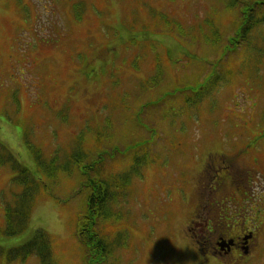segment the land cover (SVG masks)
Wrapping results in <instances>:
<instances>
[{"label":"rangeland","instance_id":"obj_1","mask_svg":"<svg viewBox=\"0 0 264 264\" xmlns=\"http://www.w3.org/2000/svg\"><path fill=\"white\" fill-rule=\"evenodd\" d=\"M213 1L0 0V161L12 156L33 171H37L36 149L47 162L55 152L63 158L77 135L102 127V118L113 119L119 138L113 143L121 150L128 141L143 136L127 126L120 114L126 106L133 113L145 99L133 91L156 70L154 40L172 52L175 63H164L166 74L182 81L196 76L201 80L209 72L201 60L213 61L216 55L226 58L230 82L215 89L201 111H192L191 118H176V137L163 131L156 111L144 115L143 122L160 138L138 173L125 168V172L132 169V181L119 190L122 198L115 202L121 217L115 216L102 227L113 245L120 227L128 233L124 245L119 242L115 248L112 258L120 261L113 264H264V131L260 129L264 127V61L249 58L241 66L248 75H241L235 64L244 60L236 57L242 52L223 56L222 47L216 54L205 46L199 51L192 43L191 54L165 32L161 18L152 14H170L189 26ZM236 22L234 17L218 19L219 39H225L222 46L233 36ZM183 52L192 57L191 63L179 62ZM181 64L186 65L183 70H189L183 71ZM144 86L142 83L141 88ZM126 89L134 96L128 105ZM202 156L210 158L211 165L225 167L221 178L226 180L234 169L235 174H248L244 183L250 181L249 194L235 192L228 181L220 179L214 192L201 195L197 186L200 164H206L200 163ZM122 169L114 165L115 171ZM16 174L10 164L0 165V264H83V246L76 233L77 223L83 219L79 216H87L88 210L86 200L70 198L75 189L72 182L52 187L60 201L44 195L38 198L25 231L14 237L3 233L5 206L23 187L14 183ZM211 176L209 170L203 177L204 189L207 180L212 182ZM212 184L217 187V182ZM63 200L67 201L63 204ZM199 203L201 216L210 213L211 205L217 216L229 212L231 217L240 214L247 221L254 218L250 222L259 228V242L250 253L236 254L229 261L210 258L206 252L197 254L185 225L198 215ZM40 231L50 238V260L43 263L40 254L25 260L14 257L16 249ZM223 242L228 243L227 237ZM44 246L39 237V252H45ZM112 258L107 260L109 264Z\"/></svg>","mask_w":264,"mask_h":264},{"label":"trees","instance_id":"obj_2","mask_svg":"<svg viewBox=\"0 0 264 264\" xmlns=\"http://www.w3.org/2000/svg\"><path fill=\"white\" fill-rule=\"evenodd\" d=\"M152 14L161 18L160 22L165 26V32L173 36L187 50H190L192 43H196V47L202 52L205 50L203 46L216 51V54L222 47L223 56L242 52L236 57H243L244 60H239L235 64L241 75L246 72L241 66L249 58L254 57V59L264 61V0H214L207 8L206 13L201 16L197 15L196 20L198 21L189 26L174 19L170 14L159 13L155 15L153 12ZM225 15L227 17H224ZM232 17L237 19L233 36L227 38L226 46H222L225 39H219L218 19L227 20ZM153 43L156 47L155 53H157L155 59L156 72L150 79L142 82L147 86L141 88V83L133 91L137 96L145 97V99L133 113H129L126 106L120 114L121 117H125L127 126L134 127L142 132L143 136L128 141L124 145V150H121L118 145L113 143L119 140L114 133L116 128L113 119L103 121L102 118V127L83 131L77 135L74 145L64 153L63 158L56 154L50 162H47L40 151L36 149L34 153L37 171L25 167L12 156H8L4 163H9L17 173L16 177L13 178L14 183L21 184L23 187L21 192L15 193L13 200L5 206L3 217L6 227L3 233L14 237L25 231L38 198L44 195L60 201L59 195L53 194L52 187L55 186L56 188L62 183L72 182L75 189L70 198L87 196L85 203L88 214L85 217L81 216L83 219L77 223V234L81 245L84 247L83 264H109L107 260L114 256L115 248L120 244L119 242L122 243V246L124 245L123 241H125L128 233L120 227L121 234L116 237L113 245L109 240L107 241L106 231L104 232L102 227L106 223L109 224L115 216H119L115 206L116 199L122 198L119 190L126 188L132 181V169L128 172H123V169L115 171L114 165H120L124 168L130 166V162L133 161L130 168L138 173L139 165L147 163V157L155 152L156 148L154 147L157 144V139L160 138L151 126L143 122L144 115L147 112L156 111L157 121L162 126L163 131H168L169 134L176 137L178 127L172 133L167 128L175 127L171 121L185 115L191 118L192 111H200L203 102L209 99L215 89L222 87L225 82H230L229 79H226L229 73L224 65L226 58L220 55L218 57L216 55L213 61L208 59L200 61L201 65L205 64L209 67V72L204 73L201 80H198L197 76L185 81L178 77L171 78L172 75L166 74L167 70H165L164 63H175V61L172 62V52L158 40H154ZM145 50L150 49L146 48ZM189 52L191 53V51ZM182 60L190 62L192 57L183 52L179 62ZM190 63L186 65L188 66ZM181 65L183 70L186 65ZM182 70L179 74L188 71L189 68ZM262 81H264V74ZM140 89H143L142 92ZM133 92L128 93V90L126 91L127 105L128 101L134 97ZM120 116L119 121L122 120ZM130 119H133L132 122ZM262 121H264V114ZM260 129L264 131L263 126ZM105 136L107 140H103ZM66 201L63 200V204ZM39 237L44 240L45 252H39V247H37ZM36 254L42 256L43 263L50 260V256H52L51 241L44 231L37 232L25 246L16 249L14 257L20 256L25 259L32 255L36 256ZM112 260L110 264L118 263L115 258Z\"/></svg>","mask_w":264,"mask_h":264},{"label":"flooded vegetation","instance_id":"obj_3","mask_svg":"<svg viewBox=\"0 0 264 264\" xmlns=\"http://www.w3.org/2000/svg\"><path fill=\"white\" fill-rule=\"evenodd\" d=\"M219 165L222 166L221 164ZM214 167H218V165H211V163L208 162L206 165L201 167L198 172L199 181L197 190L203 196L210 195L212 192H214L220 185V179L226 180L224 177L215 179L216 176L212 173V168ZM209 170L211 175H213L210 177V181L217 182V187H215L212 182L207 180L205 185L206 188L204 189L201 186L203 185L202 179L203 177H206V175H209ZM230 175V179L226 181L232 185L233 190L235 192L238 191L239 193H241V191H245L246 195L249 194L247 193V191H249V187L247 185H250V181L244 183L245 176L243 174H235V169ZM200 206L201 205L199 203L196 207V212L198 215L193 216V219H191L185 225L186 233L192 235L191 239L194 240L195 244L197 245V249L200 251V254L206 252L205 256L210 258L214 257L217 259L219 257H225V259H228L229 261L231 259L230 257L233 258L236 254L242 256L244 254L250 253L254 244L259 242V228L254 225L255 223H253L251 226V222H253L254 218L250 219V222L240 214L238 217H231L229 212H227V214L222 212L221 216L220 213L217 216L215 215L216 212L214 211V207L211 205L210 208L207 207L209 210L211 209L210 213L207 216H201L199 215L201 208ZM225 237H227L228 243L223 242ZM208 248L212 250L209 251ZM202 259H204V255H202Z\"/></svg>","mask_w":264,"mask_h":264},{"label":"bare ground","instance_id":"obj_4","mask_svg":"<svg viewBox=\"0 0 264 264\" xmlns=\"http://www.w3.org/2000/svg\"><path fill=\"white\" fill-rule=\"evenodd\" d=\"M125 91H127V89H126ZM172 120H173V119H172ZM171 123H172L175 127H167V128H168V130H170L171 133H172V131L178 127V125H177V119L171 121ZM174 132H175V131H174ZM201 155H202V154H201ZM209 157H210V156H209ZM208 159H210V158H207V160H206V158H204V156H202V160L200 161V163H203V162L205 161V163L207 164V163H208ZM206 164H205V165H206ZM214 165H218V167H214V168H212V173H213V175L216 176L217 179H219V178H221V176H222L221 173H222V171L225 169V167L220 166L219 164H214ZM200 166L203 167L204 165H203V164H200ZM242 174H243L244 176H246V177H249L248 174H246L245 172H243ZM200 209H201V208H200ZM192 217H193V216L190 217V220L193 219ZM190 220H189V221H190ZM189 221H188V222H189ZM188 222H187V223H188ZM187 223H186V224H187ZM187 238H188V236L185 237L186 240H188Z\"/></svg>","mask_w":264,"mask_h":264}]
</instances>
